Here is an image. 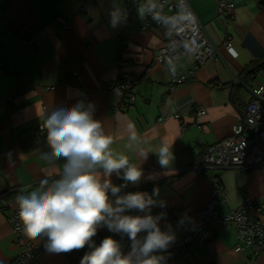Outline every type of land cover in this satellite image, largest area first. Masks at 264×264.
<instances>
[{
  "label": "crops",
  "instance_id": "0c3cea01",
  "mask_svg": "<svg viewBox=\"0 0 264 264\" xmlns=\"http://www.w3.org/2000/svg\"><path fill=\"white\" fill-rule=\"evenodd\" d=\"M189 1L218 49L199 67L190 52L167 65L155 60L153 51L166 38L159 30L137 29L139 6H132L131 16L112 26L109 12L114 4L125 10L124 0H1L9 21L0 23V193L10 209L18 206L19 195L30 193L41 180L56 178L40 158L47 148L46 136L38 135V130L47 112L79 99L94 105V118L113 138L112 149L143 171L139 183L127 186L112 174L111 182L121 186L120 195L159 190L158 198L166 206L154 207L152 214L167 213L162 228L166 222L175 227L185 214L198 226L199 211L216 185L224 189L214 207L220 216L240 206L246 196L264 201V167L206 168L203 159L208 145L231 136L251 99L250 90L264 85V72L248 84L238 81L243 67L264 54V7L256 0H232V11L221 13L217 0ZM21 32L27 35V44ZM226 39L233 51L222 44ZM121 58L127 61L124 70L135 78L133 101L102 85L118 77ZM171 69L193 73L187 82L171 87ZM196 106L205 108L198 119L193 115ZM132 134L138 137L136 142L130 141ZM163 144L172 153L166 167L157 153ZM62 163L56 162L58 169ZM150 173L157 178L146 179ZM109 198L115 199L111 194ZM8 212L1 209L0 200V264H15L19 253ZM191 229L192 225L178 228L176 239ZM97 232L110 233L107 227ZM234 244L235 227L214 221L207 241L194 244L187 258L177 256L167 264H264V254L235 252ZM25 264H66V255L45 247Z\"/></svg>",
  "mask_w": 264,
  "mask_h": 264
},
{
  "label": "clouds",
  "instance_id": "9594fccd",
  "mask_svg": "<svg viewBox=\"0 0 264 264\" xmlns=\"http://www.w3.org/2000/svg\"><path fill=\"white\" fill-rule=\"evenodd\" d=\"M109 16L111 25L116 26L126 14L114 4ZM94 111L91 102L79 99L75 104L59 105L46 113L41 130L47 133V150L41 152L40 158L56 178H45L30 193L17 197L22 231L31 239L46 238L49 252L93 247L81 264H167L168 250L176 243V230L186 225L195 230L194 221L185 214L175 227L166 222L162 228L161 221L167 220V213L152 214L154 207L166 206L158 198V189L152 194L120 195L121 186L111 182L112 174L127 186L139 183L143 171L127 155L112 149L113 138L105 133L102 121L94 118ZM129 139L136 142L138 137L132 134ZM157 153L161 166H168L172 159L169 147L163 144ZM57 161L63 162L59 169ZM156 178L155 173L146 177ZM109 194L115 199L110 200ZM131 210L142 215L125 214ZM101 227L126 235L129 251L124 253L112 237L94 246L93 237Z\"/></svg>",
  "mask_w": 264,
  "mask_h": 264
},
{
  "label": "built area",
  "instance_id": "2783aa9c",
  "mask_svg": "<svg viewBox=\"0 0 264 264\" xmlns=\"http://www.w3.org/2000/svg\"><path fill=\"white\" fill-rule=\"evenodd\" d=\"M124 2L127 5L124 10L126 14L124 20L131 16L132 6H139L141 16L137 29L159 30L166 38L165 43L153 51L154 58L158 63L170 64L179 58L182 52H190L194 57L195 65L199 67L217 55V45L211 40L206 29L198 20L189 0H124ZM232 9V0H217L218 12L230 13ZM0 19L4 24L9 21L8 10L5 6H0ZM20 37L23 44L28 43L29 39L24 32L20 33ZM127 41L128 39H124L125 43ZM222 44L227 50L233 51L232 44L228 39ZM1 50L0 46V52ZM126 62L124 58L119 59L118 77L103 81L102 85L116 95L126 96L129 101H133L137 97L136 83L134 76L124 70ZM192 73L191 71L184 74L179 70L171 69L170 86L174 87L187 82ZM250 92L251 99L245 105L243 117L238 118L232 126L231 136L214 142L204 149L203 159L206 168L248 170L254 167H264V85L252 88ZM204 114V107L196 106L194 108L193 115L196 119ZM38 135L43 137L47 133L40 129ZM127 193L129 192L125 194ZM223 194V188L214 186L209 201L199 211L200 224L194 227L195 230L191 229L176 239V243L168 250L170 253L168 259H174L177 256L187 258L194 244L209 239L210 224L214 221L235 227L233 247L235 252L247 249L255 255L264 254V201L257 202L246 196L240 206L220 216L214 207L218 196ZM0 200L1 209L9 210L6 218L11 228V238L13 243L19 247L15 264L29 263L36 259L44 248L46 238L31 239L26 236L22 231L18 217V206L10 209L4 193H0ZM125 214L139 215L140 213L137 210H131ZM106 237L117 240L122 249L130 248V241L126 235L110 232Z\"/></svg>",
  "mask_w": 264,
  "mask_h": 264
},
{
  "label": "trees",
  "instance_id": "16d2710c",
  "mask_svg": "<svg viewBox=\"0 0 264 264\" xmlns=\"http://www.w3.org/2000/svg\"><path fill=\"white\" fill-rule=\"evenodd\" d=\"M256 3L259 7H264V0H256ZM260 72H264V54L256 59H253L243 67L241 73L238 76V81L248 84L249 82L253 81ZM231 100H234L233 95L231 96ZM104 238V235H101L97 232L96 236L93 237L94 246H99ZM45 247L46 245L44 248ZM92 250L93 247L86 245L83 249L72 250L71 252L65 253L66 264H81L83 257Z\"/></svg>",
  "mask_w": 264,
  "mask_h": 264
}]
</instances>
